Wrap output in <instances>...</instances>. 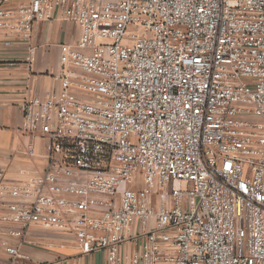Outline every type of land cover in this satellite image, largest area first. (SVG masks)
<instances>
[{
	"label": "built area",
	"instance_id": "built-area-1",
	"mask_svg": "<svg viewBox=\"0 0 264 264\" xmlns=\"http://www.w3.org/2000/svg\"><path fill=\"white\" fill-rule=\"evenodd\" d=\"M55 13L78 37L58 89L19 105L45 163L0 179V236L55 231L104 264H264V0H0V31L28 40Z\"/></svg>",
	"mask_w": 264,
	"mask_h": 264
},
{
	"label": "crops",
	"instance_id": "crops-1",
	"mask_svg": "<svg viewBox=\"0 0 264 264\" xmlns=\"http://www.w3.org/2000/svg\"><path fill=\"white\" fill-rule=\"evenodd\" d=\"M78 28L58 13L50 20L35 23L28 40L6 35L0 31V171L1 180L10 181L19 170L31 172L45 163L47 142L33 138L22 131L23 118L20 103L29 95L46 94L58 89L54 75L59 69V44L74 43ZM10 44L6 45L5 41ZM33 47L31 65L22 61L24 53ZM36 147L30 158L27 146ZM1 212V209H0ZM0 227L7 228L0 224ZM2 241L21 244V252L29 254L28 260H13L2 247ZM63 239L55 231L28 229L23 240L0 236V264H104L103 251L80 255L74 247H61ZM48 243H52L50 248Z\"/></svg>",
	"mask_w": 264,
	"mask_h": 264
}]
</instances>
